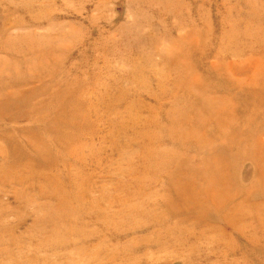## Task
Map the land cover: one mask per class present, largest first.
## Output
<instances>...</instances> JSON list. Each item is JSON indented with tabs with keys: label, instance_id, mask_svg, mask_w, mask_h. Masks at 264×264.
Masks as SVG:
<instances>
[{
	"label": "rangeland",
	"instance_id": "rangeland-1",
	"mask_svg": "<svg viewBox=\"0 0 264 264\" xmlns=\"http://www.w3.org/2000/svg\"><path fill=\"white\" fill-rule=\"evenodd\" d=\"M0 264H264V0H0Z\"/></svg>",
	"mask_w": 264,
	"mask_h": 264
},
{
	"label": "bare ground",
	"instance_id": "bare-ground-1",
	"mask_svg": "<svg viewBox=\"0 0 264 264\" xmlns=\"http://www.w3.org/2000/svg\"><path fill=\"white\" fill-rule=\"evenodd\" d=\"M210 153V152H209ZM214 166H217V165H214ZM193 175L194 174H198L199 173V170H198V168H193V169H190L189 170ZM208 172V174H206V175H201L200 177H202V178H200L205 184H207L208 185V177L209 176H211V175H213V174H215L216 172H217V170L214 168V167H211V170H209V171H207ZM203 173H206L205 171H203ZM213 184V183H212ZM211 184V185H212ZM218 186V185H217ZM216 185H213V187H216V188H218ZM206 190H207V188H206ZM206 190H205V192H206ZM218 189H214V188H211L209 191H207V194H205L206 196H211L212 198L214 197H218V194L216 193V191H217Z\"/></svg>",
	"mask_w": 264,
	"mask_h": 264
}]
</instances>
